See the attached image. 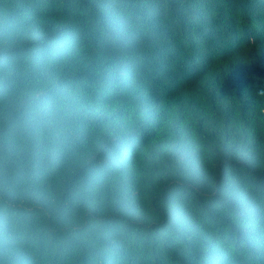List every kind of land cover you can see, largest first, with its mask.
Returning a JSON list of instances; mask_svg holds the SVG:
<instances>
[{"label": "trees", "instance_id": "obj_1", "mask_svg": "<svg viewBox=\"0 0 264 264\" xmlns=\"http://www.w3.org/2000/svg\"><path fill=\"white\" fill-rule=\"evenodd\" d=\"M0 264H264V0H0Z\"/></svg>", "mask_w": 264, "mask_h": 264}]
</instances>
